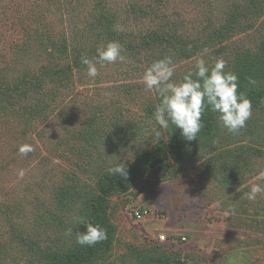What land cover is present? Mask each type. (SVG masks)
<instances>
[{
	"label": "rangeland",
	"instance_id": "rangeland-1",
	"mask_svg": "<svg viewBox=\"0 0 264 264\" xmlns=\"http://www.w3.org/2000/svg\"><path fill=\"white\" fill-rule=\"evenodd\" d=\"M111 41L126 62L97 64L95 78L74 63ZM165 56L176 82L198 59L223 58L239 92H264V0H0V264L86 250L78 218L92 223L121 163L146 174L108 198L112 245L89 264H264V195L243 197L264 186V101L238 134L216 115L180 161L147 167L178 132L170 124L159 139L161 98L142 79ZM58 68L62 78L46 77ZM20 84L21 98L6 94Z\"/></svg>",
	"mask_w": 264,
	"mask_h": 264
},
{
	"label": "clouds",
	"instance_id": "clouds-1",
	"mask_svg": "<svg viewBox=\"0 0 264 264\" xmlns=\"http://www.w3.org/2000/svg\"><path fill=\"white\" fill-rule=\"evenodd\" d=\"M123 46L118 41H111L106 46L97 48V55L88 58L81 57V63L87 66V75L95 78L98 75L97 64L124 63L127 57L123 55ZM227 62L218 58L213 66H209L205 59L200 58L195 63V70H189L180 82L174 81L176 65L171 56L154 61L143 73L146 90L153 91L161 98L153 113L159 125L157 136L159 139L169 125L181 130V135L187 141L197 139L203 128L202 117L209 109L217 114L221 127L232 134H238L246 127V122L252 115V102L246 95L239 92V77L230 71H225ZM34 149L24 144L19 147V154L26 156ZM113 175L127 178L128 170L125 163L110 168ZM19 175L23 177L24 171ZM264 178V173H260ZM258 195H264V186L253 184L250 191L243 194L248 200H255ZM230 208L225 215L234 212ZM79 222L86 226L85 233H76V243L80 246H95L108 238L107 229L99 224ZM72 234V229L68 230Z\"/></svg>",
	"mask_w": 264,
	"mask_h": 264
},
{
	"label": "trees",
	"instance_id": "trees-1",
	"mask_svg": "<svg viewBox=\"0 0 264 264\" xmlns=\"http://www.w3.org/2000/svg\"><path fill=\"white\" fill-rule=\"evenodd\" d=\"M85 56V55H82ZM79 56L75 60V64L77 66L81 65V57ZM88 58L91 55H86ZM61 72V74H60ZM66 73L65 69H55V71H48L45 72L46 77H49L51 80L57 78L58 76L61 77L63 74ZM62 78V77H61ZM27 83L26 87L28 86ZM41 85L40 83L38 84ZM25 88L22 89L21 84L17 85L15 89L9 88L6 92L7 95L11 96L13 99H17V97H22L25 95ZM14 91L13 95H10ZM240 93L244 94L249 98L252 102V106L258 105L259 103L264 101V92L259 93H246L244 91H240ZM16 97V98H14ZM216 113L211 112L209 109L206 111L202 117L203 128L201 129L198 135H209L210 131L212 130L213 121L216 117ZM187 142V140L181 135V130L178 129V132L175 137H173L169 144L166 145L165 143H160L154 154H152L147 163V167H155L159 164H163L169 158L173 160L180 161L182 159V146ZM146 172L143 170L131 169L128 170L127 178L122 176H106L101 182V195L98 198L97 203L93 205L92 215H93V224H99L101 227L107 229L108 238L101 243L96 244L95 246L87 247L86 250L81 251L80 255L72 256V257H64L58 258L54 257L50 264H89L93 261L96 257L100 256L102 252L108 251L112 245V238L115 233V229L109 226L107 213L109 210V197L114 193L115 190L121 188L124 185L133 184L137 179H141Z\"/></svg>",
	"mask_w": 264,
	"mask_h": 264
},
{
	"label": "built area",
	"instance_id": "built-area-1",
	"mask_svg": "<svg viewBox=\"0 0 264 264\" xmlns=\"http://www.w3.org/2000/svg\"><path fill=\"white\" fill-rule=\"evenodd\" d=\"M145 214H147V212ZM137 216L139 219L142 218V216L139 213H137Z\"/></svg>",
	"mask_w": 264,
	"mask_h": 264
}]
</instances>
